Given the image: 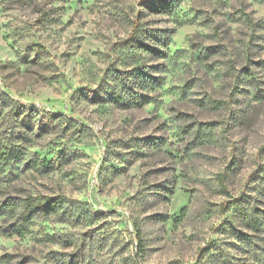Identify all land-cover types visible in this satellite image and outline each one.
I'll return each mask as SVG.
<instances>
[{"label":"rangeland","instance_id":"374dc122","mask_svg":"<svg viewBox=\"0 0 264 264\" xmlns=\"http://www.w3.org/2000/svg\"><path fill=\"white\" fill-rule=\"evenodd\" d=\"M0 144V264H264V0H0Z\"/></svg>","mask_w":264,"mask_h":264},{"label":"trees","instance_id":"16d2710c","mask_svg":"<svg viewBox=\"0 0 264 264\" xmlns=\"http://www.w3.org/2000/svg\"><path fill=\"white\" fill-rule=\"evenodd\" d=\"M36 3V2H35ZM37 4V3H36ZM120 102V101H119ZM264 148V145L261 147ZM22 155L20 149L18 147L12 148V146H6V144H0V173L2 172L4 166L8 164L11 160L20 158ZM65 199L63 197H50L47 195H27L25 197L20 198V202L13 203L12 205L20 204V210L18 211V229H26L29 222H31L32 217L37 209V207L45 206V209H56L61 208ZM246 221L250 224L254 229L264 228V219L262 216H259L256 213H251L247 216ZM236 229V228H234ZM236 231V230H235ZM244 236H249L247 233H244ZM250 237V236H249ZM140 238V235H138ZM207 247L201 248L198 258L195 260L193 264H204L202 258L204 257V253ZM10 254L5 253L3 257H8ZM75 256V255H74ZM74 257L68 259V261L64 260L62 264H72V260ZM41 264H50L48 262H44ZM170 264H180L179 261H171ZM222 264H246L243 260H234L227 257V260H224Z\"/></svg>","mask_w":264,"mask_h":264}]
</instances>
